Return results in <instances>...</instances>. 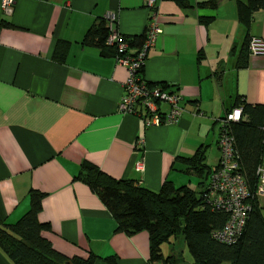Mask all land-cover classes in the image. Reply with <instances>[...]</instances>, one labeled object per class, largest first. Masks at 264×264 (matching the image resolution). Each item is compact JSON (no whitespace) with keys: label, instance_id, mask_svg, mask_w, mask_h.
<instances>
[{"label":"crops","instance_id":"crops-1","mask_svg":"<svg viewBox=\"0 0 264 264\" xmlns=\"http://www.w3.org/2000/svg\"><path fill=\"white\" fill-rule=\"evenodd\" d=\"M144 1L13 0L9 14L0 6V221L14 222L28 207L27 192L38 190L44 195L37 219L50 225L45 237L66 256L95 254L94 264L107 256L117 264H152L149 234L117 229L96 191L76 178L82 162L153 191L165 179L192 187L196 175L178 157L206 145L214 168L219 119L237 100L264 104V54L248 53L239 66L245 37L264 41V5L246 28L236 0L203 7L209 0ZM109 13L113 27L130 37L144 35L155 18L160 32L141 73L183 91L176 121L146 127L139 115L118 110L126 68L101 47L82 43ZM56 48L62 60L54 57ZM0 264H12L1 250Z\"/></svg>","mask_w":264,"mask_h":264},{"label":"trees","instance_id":"trees-1","mask_svg":"<svg viewBox=\"0 0 264 264\" xmlns=\"http://www.w3.org/2000/svg\"><path fill=\"white\" fill-rule=\"evenodd\" d=\"M177 1L186 5L184 0ZM209 4L214 6L215 0L202 2L199 6ZM263 5L264 0H236L237 19L248 28L251 14ZM108 32L106 17H100L87 29L82 43L101 47L104 55L115 57V47L105 43ZM126 38L131 47L137 46L135 51H138L144 35ZM249 39L247 35L240 49L239 66L247 64ZM234 50L235 46L231 52ZM53 53L59 60L65 56L59 54L58 48ZM235 105L242 107L244 117L231 125L235 150L240 171L251 193L248 199L251 208L243 233L236 243L219 242L211 235L213 230L224 225L227 213L213 210L203 198L209 175L213 171L206 162V145L198 147L190 157H178L197 175V189L187 184L176 186L173 181L165 179L159 190L153 191L131 179L112 177L91 162L81 163L76 178L96 191L115 218L117 229L126 234L141 230L148 232L152 264H179L183 260L181 254L164 255L161 248L162 244L170 243L180 234L193 259L191 264H264V217L260 200L254 195L255 170L264 153V104L251 105L244 100H237ZM43 195L38 190H29L28 207L24 213L12 223L0 221V250L12 264H94L95 254L87 257L66 256L45 237L43 233L50 229V225L37 219ZM103 260L105 264H117L115 256H107Z\"/></svg>","mask_w":264,"mask_h":264},{"label":"built area","instance_id":"built-area-1","mask_svg":"<svg viewBox=\"0 0 264 264\" xmlns=\"http://www.w3.org/2000/svg\"><path fill=\"white\" fill-rule=\"evenodd\" d=\"M146 6H153L154 0H145ZM1 9L5 14L12 11L13 0H0ZM109 32L106 44L113 45L117 51L116 61L127 70V78L123 83V94L118 103L122 113H133L142 117L146 127L176 121L183 111L181 105L184 93L182 90H168L162 83H148L142 77V67L148 48L154 43L160 32L158 23L153 17L144 32V40L138 51L131 52L126 36L113 27L116 20L114 13L106 16ZM249 53L264 54V41L251 36L248 44ZM160 104H165L167 110L160 111ZM244 119L242 107H234L224 113L219 119L220 130L218 146L220 150L217 164L210 173L207 187L203 193L204 200L213 210L227 213L224 225L211 232L212 238L219 242L236 243L244 230L246 218L251 208L248 199L251 195L245 176L240 171L239 161L235 150V136L232 123ZM264 129V125H263ZM141 168V163H138ZM255 196L264 199V153L255 170Z\"/></svg>","mask_w":264,"mask_h":264},{"label":"rangeland","instance_id":"rangeland-1","mask_svg":"<svg viewBox=\"0 0 264 264\" xmlns=\"http://www.w3.org/2000/svg\"><path fill=\"white\" fill-rule=\"evenodd\" d=\"M196 175V174H195ZM194 178L191 179V182H190V185L192 187H195V189H197V175L196 176H193ZM261 203V206H262V209L264 211V199H262L260 201ZM172 241L170 243H164L162 246H163V253L165 255H168L170 251V249L172 251H175L176 253H178L179 255L181 254L183 260L180 261L181 264H190V262L193 260L190 253L188 252L186 246H185V243H184V240H183V236L180 234L176 237V239H171ZM166 246L168 247V249L166 250ZM223 264H227V262H224Z\"/></svg>","mask_w":264,"mask_h":264}]
</instances>
